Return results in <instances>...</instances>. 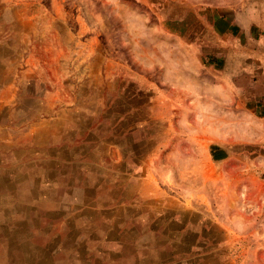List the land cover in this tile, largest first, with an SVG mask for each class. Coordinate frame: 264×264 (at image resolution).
<instances>
[{
  "label": "rangeland",
  "instance_id": "1",
  "mask_svg": "<svg viewBox=\"0 0 264 264\" xmlns=\"http://www.w3.org/2000/svg\"><path fill=\"white\" fill-rule=\"evenodd\" d=\"M80 235L264 264V0H0V264Z\"/></svg>",
  "mask_w": 264,
  "mask_h": 264
},
{
  "label": "crops",
  "instance_id": "2",
  "mask_svg": "<svg viewBox=\"0 0 264 264\" xmlns=\"http://www.w3.org/2000/svg\"><path fill=\"white\" fill-rule=\"evenodd\" d=\"M85 220L84 222H87ZM90 236H79L78 245L72 250V257L68 258L66 264H123L122 252L118 251L116 245L110 244V241H107L106 244L103 242L102 248L95 249L92 245H88V240ZM83 238V239H82ZM87 240V241H86ZM83 244V245H82ZM113 248H111L112 246ZM74 255H78L74 257ZM120 256V258H119Z\"/></svg>",
  "mask_w": 264,
  "mask_h": 264
},
{
  "label": "bare ground",
  "instance_id": "3",
  "mask_svg": "<svg viewBox=\"0 0 264 264\" xmlns=\"http://www.w3.org/2000/svg\"><path fill=\"white\" fill-rule=\"evenodd\" d=\"M229 164H230V165H232V164H234V163H232V162H229Z\"/></svg>",
  "mask_w": 264,
  "mask_h": 264
}]
</instances>
